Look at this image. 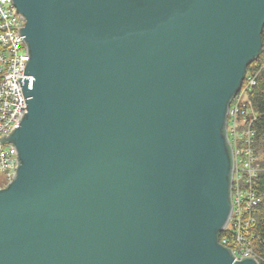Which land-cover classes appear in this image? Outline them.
Listing matches in <instances>:
<instances>
[{
	"label": "water",
	"instance_id": "1",
	"mask_svg": "<svg viewBox=\"0 0 264 264\" xmlns=\"http://www.w3.org/2000/svg\"><path fill=\"white\" fill-rule=\"evenodd\" d=\"M26 106L0 136V264H260L219 242L229 105L264 0H12Z\"/></svg>",
	"mask_w": 264,
	"mask_h": 264
},
{
	"label": "built area",
	"instance_id": "2",
	"mask_svg": "<svg viewBox=\"0 0 264 264\" xmlns=\"http://www.w3.org/2000/svg\"><path fill=\"white\" fill-rule=\"evenodd\" d=\"M24 24L25 19L12 0H0V136L19 125L23 106H26L17 79L23 76L27 61L23 36L17 34L18 27ZM254 82L251 72H247L228 108L226 133L233 154L232 211L220 243L231 249L234 260L246 255L264 264V240L255 232V213L260 198L253 180L263 167L253 148L251 124L257 113L251 105L249 91ZM16 158L13 144L0 141V188L12 180L18 164Z\"/></svg>",
	"mask_w": 264,
	"mask_h": 264
},
{
	"label": "trees",
	"instance_id": "3",
	"mask_svg": "<svg viewBox=\"0 0 264 264\" xmlns=\"http://www.w3.org/2000/svg\"><path fill=\"white\" fill-rule=\"evenodd\" d=\"M261 38L263 47L264 26ZM262 55L260 53V55L255 60L248 64L246 67V73L251 72V75L255 80L249 91L251 105L254 111L257 113L256 118L252 121L251 128L254 131L253 148L261 166L263 167L253 180V187L260 198L255 213V232L261 239L264 240V50ZM223 235H225V231L220 233L218 239L219 242Z\"/></svg>",
	"mask_w": 264,
	"mask_h": 264
}]
</instances>
